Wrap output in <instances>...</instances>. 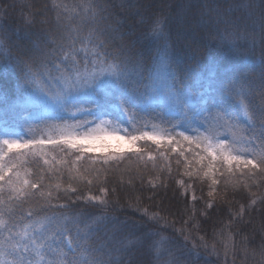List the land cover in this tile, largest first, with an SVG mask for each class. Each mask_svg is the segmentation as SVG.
Listing matches in <instances>:
<instances>
[{"label": "snow or ice", "instance_id": "1", "mask_svg": "<svg viewBox=\"0 0 264 264\" xmlns=\"http://www.w3.org/2000/svg\"><path fill=\"white\" fill-rule=\"evenodd\" d=\"M82 10L91 12L87 33L68 27L56 39L45 38L37 46L39 67L24 73L21 87L43 106V114L30 113L33 120L0 130V264H122L127 248L96 236L104 215L69 216L64 210L70 204L59 202L61 195L69 200L76 195L106 208L117 191L106 186L110 174H119V184L131 185L140 169L170 176L175 164L190 180L207 179L212 186L264 176V103H251L244 82L224 84L213 66L200 88L216 87L218 97L205 100L194 90L185 98L169 84L167 108L158 111L149 101L159 73L141 93L139 62L123 46L109 48L118 28L98 27L97 17L107 19L106 5L92 3ZM163 29V22L155 20L153 35H162ZM161 67H167L166 61ZM4 103L6 114H17L15 102L5 98ZM27 157L46 167L32 173L24 168ZM130 161L137 172L125 181L129 169L122 165ZM65 174L71 181L66 187ZM159 181L157 176L148 183L156 188ZM178 184L183 187L184 181ZM74 185H95L99 194L84 195ZM168 243L162 236L151 241L156 264H176Z\"/></svg>", "mask_w": 264, "mask_h": 264}, {"label": "trees", "instance_id": "2", "mask_svg": "<svg viewBox=\"0 0 264 264\" xmlns=\"http://www.w3.org/2000/svg\"><path fill=\"white\" fill-rule=\"evenodd\" d=\"M92 3L107 7L103 14L107 19L97 17L99 28H118L109 48L123 46L139 62L141 93L159 73V80L164 75L185 98H191L194 90L204 93L205 100L218 97L216 87L200 88L214 66L224 84L239 79L249 88L251 103H264V0H0V130L33 120L30 113L43 114L42 105L30 100L21 87L24 73L28 67H39L42 52L37 46L45 38L56 39L68 27L87 33L93 22L91 12L85 14L82 8ZM157 19L164 25L162 35L152 33ZM162 61L166 68L161 67ZM169 73L174 80H169ZM154 93L150 105L165 111L168 104L154 99ZM5 98L19 106L17 114H6ZM27 127L22 130L27 132ZM42 167H46L42 162L26 158L24 168L32 173ZM122 168L129 169L125 181L137 172L134 161ZM182 173L183 166L175 164L170 176L166 171L140 169L131 185L119 184V174H110L106 186L117 191L106 208L76 195L71 200L61 195L59 202L70 204L64 210L69 216L104 215L96 236L100 242L111 241L110 246L127 248L120 257L122 264H156L151 241L161 236L168 240L166 247L176 264H261L264 176L222 180L212 186L207 179L190 180ZM157 176L160 181L153 188L148 181ZM179 180L184 181L183 187ZM62 183L65 187L71 183L66 174ZM74 186L84 195L99 194L95 185Z\"/></svg>", "mask_w": 264, "mask_h": 264}, {"label": "rangeland", "instance_id": "3", "mask_svg": "<svg viewBox=\"0 0 264 264\" xmlns=\"http://www.w3.org/2000/svg\"><path fill=\"white\" fill-rule=\"evenodd\" d=\"M159 81L161 82L157 85L156 91L153 94V98L156 99L157 101L168 104L169 100H168L167 89H168L169 84L167 83V80L164 77V75H162V78H160ZM39 112L43 113V106H41V110Z\"/></svg>", "mask_w": 264, "mask_h": 264}]
</instances>
